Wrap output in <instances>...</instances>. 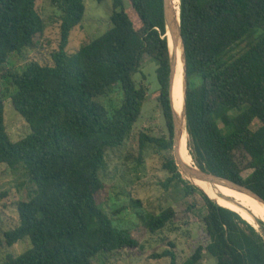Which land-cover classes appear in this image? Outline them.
<instances>
[{"label":"trees","instance_id":"1","mask_svg":"<svg viewBox=\"0 0 264 264\" xmlns=\"http://www.w3.org/2000/svg\"><path fill=\"white\" fill-rule=\"evenodd\" d=\"M37 1L0 0V65L42 40L46 23ZM52 3L59 11L60 39L51 62L33 60L22 70L12 67L5 73L14 88L13 106L30 126L19 140L7 131L0 95V164L23 167L35 187L17 202L18 224L4 232L8 247L28 237L31 245L18 255L8 254L0 264H94L99 254L114 255L139 245L130 230L115 226L98 196L106 187L108 152L119 151L142 113L147 88L137 85L134 74L145 54L157 63V98L168 135L140 132L138 152L125 159L135 158L137 168L146 147L165 153L162 168L169 175L162 185L168 189L181 184L186 196L201 195L208 236L205 245L181 262L172 249L155 256L170 257L168 264H201L206 255L217 264H264V237L254 225L216 203L176 165L163 0H113L108 30L71 53L66 47L84 18V0ZM180 25L193 161L264 198V0H180ZM115 87L122 98L109 110L100 98ZM247 170L251 172L244 177ZM131 201L151 232L166 227L176 215L172 207L149 211L140 199Z\"/></svg>","mask_w":264,"mask_h":264},{"label":"rangeland","instance_id":"2","mask_svg":"<svg viewBox=\"0 0 264 264\" xmlns=\"http://www.w3.org/2000/svg\"><path fill=\"white\" fill-rule=\"evenodd\" d=\"M84 3L85 15L81 24L71 31L66 47L68 53L76 51L111 26L110 14L113 10V0L102 2L84 0ZM37 6L46 23L42 40L35 49L26 48L21 54H12L7 63L0 65V95L5 105V124L13 140L26 136L30 132V126L13 106L11 94L14 88L5 73L12 67L22 70L33 60L50 63L51 52L59 46L57 7L53 5L52 0H38ZM245 45L246 41L233 52ZM156 69L157 63L145 54L141 69L134 74L137 85L147 88L142 113L131 137L126 140L119 151L108 152V167L104 173L106 187L98 196L102 207L113 217L115 226L130 230L138 239L139 245L123 249L114 255L99 254L93 259L94 264H168L170 257L155 256V254H162L166 249L174 250L177 260L181 262L189 257L198 245H205L208 242L202 222V217L206 213V205L201 195L194 193L186 196L181 184L176 187L170 186L168 189L162 185L169 175L162 168L165 153L151 146L146 147L143 152L144 162L137 168L135 158L125 159L127 154H131L130 152H135V154L138 152L140 132L151 135H168L157 98L160 84ZM121 98L122 91L115 87L101 96L100 100L111 110L120 103ZM256 125L257 122L253 124V127ZM250 172L251 170L245 171L243 176H248ZM34 189L23 167L10 168L4 163L0 164V260L8 254L18 255L31 245L28 237L8 247L4 243V232L18 224L17 202L27 198ZM131 199H140L142 207L149 211L158 212L172 207L176 215L166 227L151 232L135 214ZM256 217L262 219L258 214ZM201 264H217V260L213 256L206 255Z\"/></svg>","mask_w":264,"mask_h":264},{"label":"water","instance_id":"3","mask_svg":"<svg viewBox=\"0 0 264 264\" xmlns=\"http://www.w3.org/2000/svg\"><path fill=\"white\" fill-rule=\"evenodd\" d=\"M163 7H164V18H165V25H166V36L167 33H170L172 37V47L169 43L168 38V46H169V52H170V77H169V97L171 102V108H172V116H173V156L176 162V165L179 168V171L187 177L189 180L191 179H198L200 181L213 183V184H222L224 186H227L231 189L243 192L253 199L259 201L261 204L264 205V198L259 195L256 191L251 189L250 187L238 183L236 181H233L231 179H228L226 177L205 171L200 169L197 165H190L186 164L182 161L180 156V145L182 141L183 134H187V128H186V93H187V60H186V47L184 38L182 35L181 25H180V4H179V14L177 15V11L175 10L173 0H163ZM180 45L182 47L183 52V72H184V113L179 117L172 105V90H173V83L175 79V72H176V65H177V47ZM184 118V120H183ZM195 184V183H194ZM197 185V184H195ZM200 189H202L204 192L205 190L201 188L199 185H197ZM206 193V192H205ZM207 194V193H206ZM208 195V194H207ZM210 198L216 201L219 205V201L216 198L211 197ZM219 197L222 199L234 204L235 206L244 209L247 211L251 217L254 220V227L257 231L261 233V235L264 237V228L261 225L259 219L256 217V214L241 204V202L237 201L235 198L219 194ZM224 206V205H222ZM234 210V209H233ZM238 212V211H237ZM240 213V212H239ZM242 216V214L240 213ZM243 217V216H242ZM244 218V217H243ZM261 219V218H260ZM263 220V219H262ZM249 221V220H247ZM250 222V221H249ZM251 223V222H250Z\"/></svg>","mask_w":264,"mask_h":264},{"label":"bare ground","instance_id":"4","mask_svg":"<svg viewBox=\"0 0 264 264\" xmlns=\"http://www.w3.org/2000/svg\"><path fill=\"white\" fill-rule=\"evenodd\" d=\"M173 4L175 7V10L177 11V15L179 14V4L180 0H173ZM167 36L169 38L170 46L172 47V37L170 33H167ZM172 105L173 108L178 116H181L184 113V72H183V52L182 47L178 45L177 47V65H176V72H175V79L173 83V90H172ZM188 148V136L186 133L183 134L181 145H180V156L184 163L194 165L193 158L191 156V153ZM191 181L197 185H199L201 188L205 190V192L210 195L213 198H216L221 205H224L225 207H229L231 209H234L242 214V216L249 220L251 223H253V218L251 215L245 211L244 209H241L234 204L222 199L219 197V194L230 196L235 198L237 201L241 202L242 205L253 211L255 214H258L262 217L264 221V214H262L260 211L255 209L253 206H251L249 203L237 198H243L248 200L249 202L253 203L254 205L258 206L259 208L264 210V205L261 204L259 201L253 199L249 195L231 189L227 186H224L222 184H213L208 183L204 181H200L198 179H191ZM230 194V195H229ZM233 195V196H232ZM236 196V197H234ZM254 224V223H253Z\"/></svg>","mask_w":264,"mask_h":264}]
</instances>
